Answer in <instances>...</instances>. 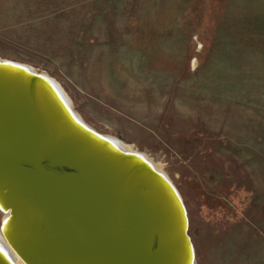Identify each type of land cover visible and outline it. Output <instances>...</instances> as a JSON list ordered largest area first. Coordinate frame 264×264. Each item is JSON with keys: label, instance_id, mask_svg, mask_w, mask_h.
<instances>
[{"label": "rangeland", "instance_id": "rangeland-1", "mask_svg": "<svg viewBox=\"0 0 264 264\" xmlns=\"http://www.w3.org/2000/svg\"><path fill=\"white\" fill-rule=\"evenodd\" d=\"M0 60L164 172L194 264H264V0H0Z\"/></svg>", "mask_w": 264, "mask_h": 264}, {"label": "bare ground", "instance_id": "bare-ground-1", "mask_svg": "<svg viewBox=\"0 0 264 264\" xmlns=\"http://www.w3.org/2000/svg\"><path fill=\"white\" fill-rule=\"evenodd\" d=\"M1 62L3 61L0 60ZM27 70L30 74H26L33 77L0 64V84L5 82L6 85L15 86L17 90L27 92L25 95L32 101L34 98V101L41 103L40 108L45 115L44 131L39 129L42 123L37 125L36 121L31 122L24 110H18L34 126L30 131H39L41 143L45 142L50 149L55 146L64 154L59 157L58 153L55 156L53 151L51 156L54 158L51 157L50 161L54 165L60 162L64 167H73L72 172L63 174L68 185H78V194L83 201L102 206L119 225L124 226L126 219L130 229L124 227L122 236L128 251L123 255L127 264H194V247L186 231L188 220L185 207L171 182L165 179L164 172L132 147L95 133L73 112L69 101L66 103L63 100L64 93L58 86L59 92L47 80L41 79L46 76L28 68ZM34 115L37 117L36 113ZM97 138L106 139V143ZM40 152L48 154L45 150ZM121 154L140 159L127 158ZM136 159L146 165L136 162ZM6 185L9 183L0 178V188ZM8 187V193L0 192V210H7L5 199L8 204L12 203L14 211L12 215H7L8 222L5 223L7 216L3 218L0 249L13 263L0 255L4 263L31 264L30 262L36 261L35 256L40 252L35 251V248L41 247L50 259L52 252H59L62 259L52 260L54 264H92L84 262L86 247L81 233H75L80 244L77 247L73 239H67L66 233H58L49 227L48 221L42 219L43 213L37 203L29 197H22L17 185L11 182ZM12 217L15 218L12 220ZM31 222H35V225L30 224ZM34 228H37L38 233H27ZM30 239L31 244L24 245L23 240ZM47 244L50 247L45 249ZM71 251L79 252L81 256L74 258L69 254ZM90 255L92 260H96L94 252L91 254L89 251V259Z\"/></svg>", "mask_w": 264, "mask_h": 264}, {"label": "water", "instance_id": "water-1", "mask_svg": "<svg viewBox=\"0 0 264 264\" xmlns=\"http://www.w3.org/2000/svg\"><path fill=\"white\" fill-rule=\"evenodd\" d=\"M0 64L4 67L21 70L26 76L33 77L29 75L30 71L27 68L19 64L6 61ZM41 79L44 81L47 80L59 92L52 80L44 77H41ZM25 94L27 92L17 90L15 86H10V84L6 85L5 82L0 84V178L3 182L7 181L9 183L8 186L11 185V182L17 185L19 191L21 190L22 197H29L32 201L34 200L37 203V207L42 210V219L48 221L50 226L47 225L58 233H66L67 239H73L77 247L80 244L75 233L77 231L81 233L84 239V246L86 247L85 263L127 264L123 255L124 253H128V251L124 246L122 235L124 233V227L130 229L129 224H127L125 219L124 226L119 225L108 210L96 203L83 201L84 199L78 194L80 191L78 185L73 187L68 185L67 181L63 178V174L65 172L69 173V171L72 172L73 167H64L58 160L57 165H54L50 161L51 157L54 158L51 156L53 151L55 156L58 153L59 157L64 154L58 151V148L55 146L50 149L45 142L41 143L42 138L38 134L39 131H30V129H34V126L18 110V108L24 110V113L29 117L31 122L34 123L36 121L37 125L38 123H42L39 129L44 131L45 115L43 114L44 110L40 108L42 107L41 103L34 101V98L32 101ZM62 98L67 103L66 98L64 96ZM35 113L37 117L34 115ZM54 123L58 125L55 121ZM43 140L45 139L43 138ZM98 140L106 143V139ZM40 150H45L48 154H43ZM121 155L127 158H138L132 155ZM136 162L145 164L137 159ZM8 186L6 185L2 189L0 188V192L4 191V194L8 193ZM118 198L121 197L118 196ZM4 201L6 202L5 205L7 204V210L1 209L0 212L6 217L7 215H12L14 210L12 203L9 202L8 204V201L5 199ZM14 218L12 217V220ZM8 220L9 217L5 223ZM3 223L2 220L0 230H2ZM30 224L35 225V222H31ZM27 233H38V230L34 228L28 230ZM132 234L134 236V233ZM57 237L60 238L59 236ZM135 237H137V233H135ZM30 242L31 239L23 240L24 245L31 244ZM49 244L45 246V249L50 247ZM147 249L149 250L150 248ZM36 250L40 252L35 256L37 257L35 258L36 261L33 263L30 262L31 264H54L52 260L62 259L59 252H52V259H50L41 247L39 249L35 248ZM139 250L142 252L140 247ZM89 251L91 254L93 252L95 253L96 260H92L91 255L89 259ZM69 254L74 258L81 256L79 252L71 251ZM0 255L9 263H13L10 257L6 253H3L2 249H0ZM74 261L77 260L74 259ZM0 264L8 263H4L0 259ZM130 264L134 263L131 262Z\"/></svg>", "mask_w": 264, "mask_h": 264}]
</instances>
